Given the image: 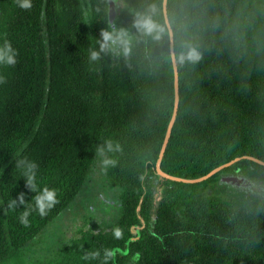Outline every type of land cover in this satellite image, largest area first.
I'll return each mask as SVG.
<instances>
[{
  "label": "trees",
  "instance_id": "obj_1",
  "mask_svg": "<svg viewBox=\"0 0 264 264\" xmlns=\"http://www.w3.org/2000/svg\"><path fill=\"white\" fill-rule=\"evenodd\" d=\"M162 1L114 0L111 28L107 0H32L30 9L0 0V44L19 53L15 65L0 66V264L21 262L100 153L123 190L122 237L80 229L41 264H98L83 256L106 247L116 250L109 264H264V166L241 159L194 184L156 173L174 103ZM166 10L179 102L160 169L195 179L242 156L264 162V0H167ZM104 31L122 36L127 55L119 43L101 51ZM22 160L37 163L38 184L58 199L45 215L32 211L27 227L19 217L37 193ZM227 175L263 193L220 183Z\"/></svg>",
  "mask_w": 264,
  "mask_h": 264
},
{
  "label": "rangeland",
  "instance_id": "obj_2",
  "mask_svg": "<svg viewBox=\"0 0 264 264\" xmlns=\"http://www.w3.org/2000/svg\"><path fill=\"white\" fill-rule=\"evenodd\" d=\"M105 160H110L107 154L100 153L95 157L78 194L62 213L26 244L21 250L19 264L46 263L56 256V252L66 240L77 237L80 229L113 231V228L117 227L122 214L123 190L112 184L108 173L110 164L106 165ZM246 183L254 194L263 193L261 185L250 181ZM154 192L158 200L160 185L154 187ZM14 260L16 259H12Z\"/></svg>",
  "mask_w": 264,
  "mask_h": 264
},
{
  "label": "clouds",
  "instance_id": "obj_3",
  "mask_svg": "<svg viewBox=\"0 0 264 264\" xmlns=\"http://www.w3.org/2000/svg\"><path fill=\"white\" fill-rule=\"evenodd\" d=\"M19 7L23 9H30L32 7V0H18ZM145 28L147 31L151 32L154 30L155 25L152 24L150 20L145 21ZM102 35V43L100 45L101 51L105 48L112 46L113 44L119 43L121 44L122 51L125 55L129 52V48L127 47V42L123 40L120 34L113 35V33L104 31L101 33ZM19 53L18 50L13 48L12 44L5 40L2 44H0V66H12L17 63V57ZM100 53L97 51H92L90 54L91 60H96L99 58ZM190 55H195L194 53ZM4 76L0 74V83L4 82ZM111 147V145H109ZM104 163L110 164L113 161L105 160ZM37 163L35 161L25 162L20 161L18 168L21 169L22 175L26 180V183L30 188L36 191L37 195L34 198V204H29L25 210H23L19 217V222L27 227L29 226V215L32 211H38L40 215H45L47 210L51 209L57 202V191L54 188L43 186L41 187L37 182ZM19 201L21 204H25L24 194L21 193L19 195ZM9 209L16 208V199H12L8 202ZM112 235L114 238L119 239L122 237V229L120 227H114L112 231ZM115 251L111 248H104L103 251L93 250L87 252L83 259L85 261L88 260H96L98 264H109L110 260L115 259Z\"/></svg>",
  "mask_w": 264,
  "mask_h": 264
},
{
  "label": "water",
  "instance_id": "obj_4",
  "mask_svg": "<svg viewBox=\"0 0 264 264\" xmlns=\"http://www.w3.org/2000/svg\"><path fill=\"white\" fill-rule=\"evenodd\" d=\"M107 3H108V11H107L108 22H109L111 28H114V19L116 17V4H115L114 0H107ZM166 4H167V0H163L162 1L163 16H164L165 24H166L167 29H168V33H169V49H170L172 66H173L174 103H173V110H172L171 118H170L169 123H168L167 128H166V132H165V135L163 138V142L161 144L159 156H158L156 167H155L157 175L163 179L171 180L174 182L194 184V183H199V182H203V181L207 180L208 178L212 177L213 175H215L216 173L221 171L223 168L228 167L231 164H233V163H235L241 159L250 160V161H253L257 164L264 166V162L255 158V157L242 156V157L235 158L228 163L222 164V165L212 169L207 174H205L201 177L195 178V179H186V178L172 176V175H169V174L163 172L160 169L159 164H160V161L163 157L164 151H165L166 146H167L168 141H169L171 129H172L173 123H174L176 115H177L178 102H179L178 69H177V64H176V59H175V54H174L173 32H172L170 23L168 21ZM219 182L227 184V185H233V186H242V187H248L249 186V184L246 183V180L244 178L239 177V176H235V175L222 176V177H220Z\"/></svg>",
  "mask_w": 264,
  "mask_h": 264
}]
</instances>
